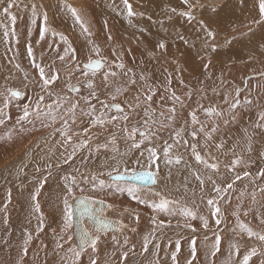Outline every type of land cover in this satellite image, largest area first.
<instances>
[{"label": "bare ground", "instance_id": "6f19581e", "mask_svg": "<svg viewBox=\"0 0 264 264\" xmlns=\"http://www.w3.org/2000/svg\"><path fill=\"white\" fill-rule=\"evenodd\" d=\"M90 1L91 0H71L70 2H68V0H0V65L3 64L5 61L9 63V70L2 78H1L2 71H1V66H0V78H1L0 83L4 81L5 83H11L12 85L25 86L29 88L32 96L30 97L27 103L29 105L38 104L44 101L43 99L45 98L47 99L48 95L51 94V93H47L45 91L46 89L43 90L44 88L36 89V87L38 86V82L41 81L39 79L40 77L39 68L36 67V65H39V67L44 68V73L50 72L52 70V68L50 69L51 67L50 61L51 60L53 61L54 56L45 51V46H47L48 48H52V51H54L55 53L58 51L59 47L66 46L70 48V51L63 52V53L64 54L70 53V55H72L74 50L77 49L75 45H80L78 56L86 57V56L92 55L93 51L96 50L95 46L97 44H99V47L101 46L100 43L102 42V40H109L111 38L119 42H124V41H126L127 43L134 42L135 46L133 49H142L141 47L138 46L140 45L146 49L143 52L148 53V55L141 54L140 56L133 57V60H124L123 64H119V65L118 63L120 61L115 60L114 58L110 57L109 55L112 56V53H108L107 50H104L100 54V56L109 57L110 59H112L114 61L113 67L115 69H120V70L132 69V73L136 77L140 76L141 74H144L147 70H151L150 74L153 75V78L150 79V82L153 83L161 91L165 89V93H164L165 98L167 99V96L170 97L166 101L173 100L175 104H182L183 101H180V99L183 97L189 98L188 95H185V93H187L186 90L188 88L191 90L195 88L199 89L200 87H206L211 90V88L216 86L215 83H217L218 81L217 78L222 77V74L224 75L226 74L227 76L228 71L230 70L231 67H233V69L237 71V72H234L232 69L234 73L233 72L232 73L230 72V73L233 76H238L240 74L243 76L245 73L256 72L264 68V58H262L261 60H258L257 62H255L254 65H252V63L248 62L247 55H243V54H242V57L238 60H236L235 58L222 59L221 57H218V62L208 60L207 57L204 55V52H206V54H210L214 52H210L208 50V46L204 45L205 42L203 41L197 42L199 45V51H202V54H199L195 50L188 48V47H184L181 50L177 48L174 54H172L173 51L170 53H166V52L158 53L156 46L161 44L165 40V37L157 36L155 34L156 27L163 29V31L167 30L169 32L170 31L175 32L177 30L176 38L178 41L182 40L183 35L186 33L184 29L187 26L203 25L204 27L205 22L199 15H194L193 18L190 21H188L187 17L185 16L182 10L178 12V15L182 17L181 19L177 20V22L176 20H169V19L155 21V20H159L165 17H170L172 19L175 16V14H174V11L170 8V6L166 8L165 13L159 19L149 18L144 14L145 12L149 15H153L158 12V9L156 6L160 7V6H165L166 4H169V3H173V4L178 3V2L181 3L179 0H143L144 6L141 8H138V10H140V13L139 14L132 13V15H129V9H127L124 6V4L120 2V0H103L99 4L101 3H104V4L99 7H97L95 4V9L98 10V11L96 10V12H99V14L102 15L105 22L102 23L99 20H95L94 28L90 30L87 29V31H85L84 29L86 28L87 19L84 16V12L89 6H93L91 4L92 2ZM191 1L192 0H190V3ZM77 2H81V3L77 4ZM105 2H109V3L107 4ZM184 2L186 3L185 0ZM9 3H12L13 7L9 8L8 10L10 14H6L4 12V9L8 7ZM42 3L45 8L43 11L41 10ZM146 3H151V4L146 5ZM33 5H35V13H36L35 17L33 16ZM259 5H260V0H233L231 3L224 4V8L228 9L226 18L229 20H225L224 18H221L217 14V18L214 21L218 23H221L223 20L227 22L229 21V23L237 22V23H240L241 27L243 26V28L247 23H249L247 21L250 19H253L255 21L259 20L260 22L264 23V17H262L260 14ZM70 9L76 10V13L80 18L79 21H77L75 16H73L72 11ZM233 10H238L241 12L248 11L249 15H240V12H237L236 13L237 18L235 20L229 16L230 15L229 11H233ZM206 11H209V9H206ZM11 15H14L16 17V21L14 25L11 21ZM45 16L47 17L46 20H45ZM33 19H35L36 21L35 23L32 22ZM108 21H111V23H108ZM104 24H109L107 26V31H103L102 29L96 27V26L104 25ZM50 25L55 29L57 34L53 33L50 30ZM42 28L45 29L43 39H41L40 37V32ZM6 30L8 31L7 37L4 35ZM253 30L252 31L250 30L252 39L254 37L264 38V24L260 25L259 27L257 26V29L255 28V30L254 31ZM13 31L15 33L14 35H13ZM69 34L71 36H68ZM218 37L221 39H225L223 36H218ZM135 39L137 43L134 41ZM168 40L170 42L169 47L171 48L173 46V41L170 38H168ZM22 42L25 43V45L20 47V43ZM214 42L220 43V41H214ZM90 46L92 47L88 49V47ZM29 47H31L32 49L31 56H29L28 54ZM224 47L225 46L223 45V48ZM257 49L264 51V46L258 47ZM215 52L217 53V51ZM253 52L249 54V57L253 54ZM157 54L159 55L157 56ZM150 58L159 59V60H157L154 68H143L141 64L142 60L140 59H150ZM220 61L221 63L219 64ZM229 61H231L232 63H229L227 65V62ZM102 67L103 66H101V68ZM34 69L38 71V74H39L38 77H35L36 75L32 73ZM143 69H145L146 71H144ZM120 70L116 71L117 75L124 74V72ZM107 74H108V77L106 76ZM73 75H69V77L73 78ZM97 80L102 85L100 88H98V91L103 90L108 96H111V94L116 95L118 91L124 88V85L118 79H116L114 83H112V74L110 73H105L104 75L101 74L99 77H97ZM100 80L101 81L104 80V84L101 83ZM86 83L89 85L91 84V82L90 83L86 82ZM13 90L20 91L17 89H13ZM76 90H78L77 86H76ZM38 91H40V94ZM98 91L92 94V95H96V96H93V100L86 99L89 104L91 102L96 101L98 97H100L98 95ZM39 95H41V97L43 98L42 101H37ZM21 96H23V92ZM194 99L195 100L189 99L190 100L189 104L183 108V111L179 112L176 118L174 119L172 118L173 119L172 121L169 120L171 124H174L177 127H175L174 129L173 128L163 129V128H160L161 126L158 127L157 125L156 126L148 125L149 130H147V128H143L146 130V135H144L142 139L134 138L135 142L133 143L126 142L127 139L124 140V142L121 141V143L120 144L118 143L119 145L116 146V149L113 148L114 151L116 150V153L113 155H105L103 154V151H102V154L97 155L94 151V147L92 149H88V147L86 148L83 147V150L80 153H77V150H70V152L63 155L62 152L58 148L59 144L60 146L61 144L62 145L65 144L66 146L69 145L68 148H74V146L76 145L75 140L77 139V136L72 135L71 137L67 138L65 126L61 130H59L57 134L51 133L52 134L51 135L49 133L51 135L49 139L47 138L46 140H43L38 147L34 148V150L30 148L33 150L32 151L33 154L31 153L32 158H30L31 160L29 159L30 161H28V164L30 163L28 168L29 169L31 168L33 172L34 171L37 172L36 170L39 167H42L44 171L41 173L44 175L45 174L47 175L45 177L43 175L42 179L41 178L39 179L41 180L40 183H39V180H35L34 183H31V184L27 182L24 183V180H26V176H25V173L23 172V169L21 168V164L19 162L18 163L15 162L17 158L11 161L10 163H12L13 165L12 164L9 165L10 164L9 163L8 166L5 167L6 169H3L0 172V264H22L23 262L20 258V255L21 257H24L23 258L24 262H27V264H53V262H55V264H59L58 256L55 258V261H54L53 260L54 256L52 255V253L47 254L46 252H44V249L42 247L44 246L45 241L48 239L47 235H49L48 237L52 236L51 239H53L54 247H57V244H58L54 240V237H57V239L59 240V236L62 235L66 237L67 239H69L73 235V228H74L73 224H72L71 229L64 228L63 221H64L65 206H64L63 201L61 202L60 199L63 196L69 198V193L67 191L68 188L72 189V193H76L75 188L78 185L84 184V183L93 184L94 186L101 189L102 191L107 192L103 190V188H100L99 182L102 179L103 180L108 179L110 177L108 175L109 172H112V175L119 174V173L132 174L133 171H136V172L142 171V170L151 171L152 170L151 168H153L154 166L156 167V165H159L160 174H158L157 171L152 170L156 173L155 183L152 185H148V186L156 187L158 185V187L160 188L162 186H166L167 188H169V190H171L170 195L173 196L174 198L177 197L182 202L183 205L185 206L192 205V207L195 205V206H198V208L201 211H204L202 210V208H203L204 203H207L206 198L209 195L210 196L212 195L213 197H218L222 195L223 194L222 192H224V188H226L225 186L227 184L226 183L227 180L225 179L230 178L235 168L236 169L238 168V167H234V163L231 164L234 161L233 160L234 157L240 159L239 154L242 153L250 161L251 160L257 161L258 165L262 163V158L264 156V153H258V152L264 149V141L262 142V138L258 137V141L256 142L254 141L255 142L254 143L251 138H248L245 136L247 135L245 133H243L242 138L239 137V134H236L237 132H239L238 127L233 128V127H230L229 125L224 124V126L226 127L224 131L225 130L226 131L223 132L221 135L219 134V137L217 136L218 137L217 139L213 137L214 141H212V136H215V135L206 134L207 140L203 141V133H201L200 130L197 129L199 126L196 125L198 123V120L196 119L197 123L193 122V115L190 116L192 114L190 112V109H192V107L196 104L197 100H198L197 103L199 102L217 103L223 100V98L221 95L209 94L207 91V92H200V93L198 92L197 94H195ZM183 100L185 101V99ZM114 105H119V109H117L116 107H113ZM205 106H211V105L202 106L199 110V113L204 114L202 113L201 109ZM110 107L115 110H122L124 111V113L128 112V108H126V106L122 104L120 105V104L114 103V104H110ZM213 109L215 110V108ZM129 112L132 113V111H129ZM35 113L38 114V116L42 117V115L39 114L38 112H35ZM48 114H51V112H48ZM140 114H141V111L138 110V112H135L133 116L137 118V116H139ZM205 115H203V117ZM96 118L98 117L97 116L93 117V119H96ZM219 118L223 120L224 116H219ZM219 118L218 116H216V118L215 119L213 118L214 120L211 121L212 123L208 125L214 126L217 129L220 128L221 127L220 122L218 121ZM79 119H81V117ZM91 119L90 121H87V124L85 126L91 125L92 123ZM143 120L144 121L146 120L145 117L139 122L134 123L135 121L132 122V120H130V122L133 125L138 126L143 122ZM207 120H209V118ZM78 121L79 120L68 121L67 129L75 130V128L81 127L82 123ZM81 121L83 122V119H81ZM29 123H30L29 126H25V129L28 131H24V132H30L32 130L31 125H34V124H36V127L32 126L34 127L33 130L34 129L38 130V129H41L42 127L40 123H38L39 125H37L36 122L35 123L29 122ZM137 126L135 127L138 128ZM159 130L160 132H158ZM52 131H54V129ZM215 131L217 132V130ZM253 131L255 132L256 129L254 128ZM214 132L212 134H215ZM217 133L216 135H218ZM19 135H21V133ZM245 138L249 139L250 143L248 141H245ZM236 140L238 141V143H241L242 149L236 148V146H238V144L236 145ZM20 144H23V142L17 143V145H15L13 149L11 148V152L13 150H14L13 152H15L17 150L16 147H19ZM134 144H139V147H134L133 146ZM258 146L260 147V149L256 148ZM251 148H254V150H251ZM30 149L27 152H24V150L23 151L21 150L22 152L20 153V155L25 154V158L30 157V151H31ZM149 149H154L157 154L155 160L151 162L149 160V156H150ZM165 149H167V156L165 155ZM19 151L20 150L16 151V153ZM203 152H204V155H203ZM197 153L201 156L203 161H205L204 159L207 160L205 161L206 163L199 162L196 160ZM15 156H13V158H15ZM177 157L180 158V163L175 162ZM19 159H20V156H19ZM86 159H89L90 162L87 164V166L84 165L85 167L83 171L81 170V172H79L81 168H78L77 171H70L68 169L63 168V167H68V166H74L77 163H80ZM243 159L245 158L243 157ZM23 161H24V164H26L25 160ZM169 161H171V163H169ZM4 162L5 161L2 162L0 160V164ZM62 162H64L65 164V166L63 167H62ZM19 164L20 166H18ZM212 164H215L216 168L210 167V165ZM230 167L233 169H229ZM60 168L61 169L63 168V169L60 170ZM34 175L35 173L33 174V176ZM33 176L31 177L33 178ZM82 178H83V181L79 182L82 180ZM17 179H19L20 182L16 183ZM90 180H92L93 182ZM160 180H162L161 181L162 183L160 182ZM262 181H264V179ZM77 182L79 183L77 184ZM120 182H123V183L125 182L126 184H117L115 186H112L113 187L112 190L116 192L124 193L125 188L128 187V185L131 186L130 184H127L128 182L135 183V182L128 181V180L120 181ZM238 182H237V185H238ZM108 184H106V186ZM135 184H138V183H135ZM138 185H141V184H138ZM256 186H258V184ZM44 187H46L45 190H43ZM141 187H147V185H141ZM239 187L241 188V186ZM215 188L220 189V191H215ZM37 189H39V195L37 196L36 200H33L32 196L36 194ZM234 190H236V188ZM247 190H249V188ZM257 190H258V187H257ZM239 191H241V189ZM83 192H86V193H82L81 196H78L76 198L94 197V198H97V199H100L106 202L107 207L105 209L96 210L95 215L102 217L103 219L113 220L114 222L117 223V230L113 232L111 231H108V232L116 233L118 235L117 237L119 238L118 241L122 242V246L126 245L125 244L126 239L131 240V242L135 241L134 244L130 246L128 249H122L123 256H121V254H117L115 251H113L112 249L113 247H111L112 250L109 249L110 245H112L113 242L111 244H109L108 242L112 241V239L105 238L101 240V243H98L97 244L98 246H96L95 249L89 250L87 252L89 257H91L87 259H92L93 257L96 258L95 264H100V263L101 264L102 263L111 264V263L123 262L124 261L123 259L125 258L126 254L129 255V253L135 252V251H138L140 253L143 250L144 244L141 243L142 239L145 238L144 240L146 239L148 240L150 237H153V240L157 242V241H161L164 237H167L170 239V237H175V235L177 234V231L175 233L173 232V229H172L173 226H170L167 222L160 221L161 217L158 215L157 211H152L153 213L146 212V214L144 215L145 217L144 222L149 226H143L142 228H140L138 233L133 234V237L131 238L132 233L129 231V228H127V226L129 225L128 220H131V218L125 216L126 214L125 208H123V205L121 203L112 202V201L100 198L97 195H95L96 192L91 191V190L83 189ZM138 192L144 193L145 191L139 188ZM149 192L150 191L148 190V192L146 193H149ZM151 192H156V191H151ZM91 194H94V195H91ZM167 194L169 193L161 192V195H164V196H161V201L166 199L165 197H167ZM5 195H7V198H12L13 201L11 202L9 199L5 198L4 197ZM74 200L69 198V204H71L72 210H73ZM5 202L7 204H5ZM37 203L39 204V209L42 207V210L45 212H43L42 217L39 218V221L41 223H38L37 221H35V223L37 224L36 226L34 223H31L30 213H34L32 212L33 211L32 209H34V211L36 210L35 205ZM4 204L6 206L9 205V207L7 206L8 208L6 209ZM110 205L111 207H109ZM227 205H229V203H227ZM231 209L232 208H227L228 211H225L226 216L224 217V220L226 222V226H224L223 230H221L220 232L218 231L217 235L206 237L205 234L203 235V233H197L196 232L197 230H196L195 233L197 237H192L190 240L188 238V240L183 242L182 244L181 242L178 243L179 250L180 252H182V255L179 256V260L182 261L181 264H187L188 259H191L190 256H189L190 258L188 257V253L190 252H187V251L189 250V248L193 249V247L195 248V251L198 252L197 253L198 258L196 257L197 258L196 264H205V263L207 264L208 263L207 261L210 260V257L206 256V254L203 251L207 248H210L211 250H215L217 252V255H216V252L214 251L216 258L214 259V257L212 256L213 260L211 263L239 264L237 260L243 258L246 254L243 252H241L240 254H238L239 252H236V253L230 252V250L232 249L231 246H233L232 245L233 242L236 243L238 241V240L234 241L235 237H237L235 236L236 234L234 235L235 237H232L234 234L235 228H236V224L235 222H232V220H234L232 216L233 214H235V212L233 211V209L231 212ZM188 210H190V207ZM177 213L178 212L175 211L174 206L171 203L168 204V211L162 212L163 217H168L170 219L179 218L182 221H186L187 223H192V224L195 221V218H193L192 216H188V218H185V215L182 214L179 216ZM117 216L128 221L127 224L123 226V222H122L123 220L121 221V219L117 218ZM137 216L139 220L143 219V216L141 213H137ZM236 218L237 216H235V219ZM255 219L257 220L258 218H254V220ZM205 220L207 221V227H210V228L217 227L219 224L217 223L218 218H216V216L214 219H212V216L211 217L205 216L204 220L202 221L203 223L201 224V226H205L204 225ZM51 221H53L54 224L52 225L50 224V225L53 226L54 229L56 228L55 231L59 230V232L61 233L59 232L55 233V231L53 230L52 233H47L46 236L45 234L42 235V233L39 231L40 229H43V228H40V227H44L48 222H51ZM72 223H73V218H72ZM150 224L157 230L152 231L151 230L152 226ZM180 225L182 224H179L177 227H180L182 229H188V230H190L191 228L189 226L184 227ZM196 225H198V222L196 223ZM60 227L62 228L61 231H60ZM92 227H93L92 221L88 217H84L83 218V228L87 229L93 237L99 236V240H100L101 238H103L102 235H105L107 233L104 231L95 232L93 231ZM29 228L30 229L32 228L33 230L36 231V232L34 231L36 238L31 237L29 239V237L17 236L15 234V233H21L24 231H29ZM165 228L166 229L168 228L167 235H166L167 232L164 231ZM218 228H220V226ZM69 230H72V235L71 233H69ZM210 233L211 231H209L208 234L206 235H209ZM21 237L23 238L24 246L18 250H25L24 252L16 250L18 240ZM217 238H219V245H217L216 243ZM72 239L74 241L73 243L75 244V246H77L74 236ZM155 242L152 241L151 243L152 246L150 244L151 248H155L154 247ZM162 243H163V247L161 248V250H163V253L161 256L159 255V257L162 258L160 259L161 264H177L170 259V252L176 253L177 245L174 247L172 246L173 242L171 243L172 244L171 245L170 243H168V241L166 242L164 241ZM202 245L205 247V249H203ZM38 246H39V249H37V252L34 254V260L36 262L35 261L31 262L32 259L28 258L27 253L29 254L32 253L33 249ZM236 247H240V246L237 245ZM72 249H70V245H68V251L72 253L71 254L72 260L70 257H68L72 261L70 262L69 260L70 264H92V262L90 261H89L90 263H86L85 257L84 258L75 257V255L72 252ZM172 249L174 250L176 249V251H172ZM81 250H84V249H81ZM157 250L159 249L157 248ZM117 252L119 253V251ZM161 252L162 251H160V253ZM100 259L101 261L99 262ZM134 260L137 261L139 259L134 258ZM153 261L155 260H153L152 254H148L145 256V261L143 263L153 264L152 263ZM123 264H125V262Z\"/></svg>", "mask_w": 264, "mask_h": 264}, {"label": "rangeland", "instance_id": "374dc122", "mask_svg": "<svg viewBox=\"0 0 264 264\" xmlns=\"http://www.w3.org/2000/svg\"><path fill=\"white\" fill-rule=\"evenodd\" d=\"M70 1L71 0H68V2H70ZM101 1H103V0H91L90 2H92L91 4L93 6H89L86 9V11L84 12V16L87 19L86 29H88V30L94 28V26H95L94 21L95 20H99L102 23L105 22L102 15L99 14V12H96L97 9H95V4L97 7L104 4V3L99 4ZM179 1L181 3H179V2L175 3V4L169 3V4H166L165 6H160V7L156 6L158 9V12L153 14V15H149L145 12H144V14L149 18L159 19L165 13L166 8L168 6H170V8L174 11L175 16L172 19L170 17H165V18L155 20V21H160L163 19H169V20H176V22H177V20L181 19V17H182V16L178 15V12L180 10H182L184 12L185 16L187 17L188 21H190L194 15H199L205 22L204 27H203V25L187 26L184 29V31L186 33L183 35V38L180 41H178L176 38L177 37V30L175 32L174 31L169 32L167 30L163 31V29L156 27L155 34L157 36H164L165 37V40L161 43L164 45V47L161 48L160 47L161 44L156 46L158 53H164V52L170 53L173 51L172 54H174L176 52L177 48H179L181 50L184 47H188V48L195 50L199 54H202V51H199V45L197 42L203 41V42H205L204 45L208 46V50L210 52H214V53H210V54H206V52H204V55L207 57L208 60H211L214 62H218V57H221L222 59L235 58L236 60H238L242 57V54H243V55H247L248 62H250V63H252V65H254L255 62L264 58V51L257 49L258 47L264 46V38L254 37L252 39V35H251V31L253 30L254 27L257 29V26L259 27L260 25H262L264 23L260 22L259 20L255 21L253 19H250L247 21L249 23H247L243 28V26L241 27L240 23H237V22L229 23V21L227 22V21L223 20L221 23H218V22L214 21L217 18V14L221 18H224L225 20H229L226 18V14H227L228 9L224 8V4L225 3H231L233 0H192L191 3H190V0H188V1L185 0L186 3L184 2V0H179ZM120 2L123 3L127 9H129V6H131L132 13H138L139 14L140 10H138V8H141L144 6L143 0H127V4L125 3V0H120ZM80 3L81 2H77V4H80ZM105 3L108 4L109 2H105ZM148 4H151V3H146V5H148ZM44 9L45 8H44V5L42 3L41 10L43 11ZM206 9H209V11H206ZM229 12H230L229 16L235 20L237 18V15H236L237 12H240V15H249L248 11L241 12L238 10H233V11H229ZM108 23H111V21H108ZM108 25L109 24H104V25H99L96 27L102 29L103 31H107ZM51 27L52 26L50 25V30L53 33L57 34L55 29L53 27L51 29ZM255 28H254V30H255ZM209 33H212V35H209ZM216 35L223 36L225 39H221ZM68 36H71V35L69 34ZM168 38L172 39V41H173V46L171 48L169 47L170 42H169ZM134 41L137 43L136 39ZM214 41H220V43H217ZM229 42H230V44H229ZM100 44H101L100 47H99V44H97L95 46L96 50L93 51L91 56H86V57L78 56L80 45H75V47H77V49L74 50L72 55H70V53L69 54L63 53V52H69L70 51V48H68L66 46H62V47L58 46L59 49L56 53L54 51H52V48H48L47 46H45V51L54 56L53 61L52 60L50 61V63H51L50 69L52 68V70L50 72L45 73V78L50 79L52 76H56L57 79L55 81H53L52 83H50L45 88L43 86V82H42L43 80L41 79V77H39V79L41 81L38 82V86L36 87V89H39V88L43 89L44 88L43 90L46 89L45 91L47 93H51V94L48 95L47 99L46 98L43 99L41 97V95H39L37 101H42V99L44 101H42L38 104H33L34 106L29 105L27 103L28 100L30 99V97L32 96L29 88H27L25 86L12 85L11 83H5L4 81H2V83H0V121H3L2 123H0V160L2 162L5 161L4 163L0 164V172L3 169H6L5 167H7L11 161H13L14 159L17 158L15 162L16 163L19 162L21 164V168L23 169V172L25 173V176H26V180H24V183L27 182V183L31 184V183H34L35 180H39L40 178L42 179V177L44 175L41 173L44 171V169L42 167H39L36 170L37 172H35V171L33 172L31 170V168L30 169L28 168L30 165V163L28 164V161L31 160L30 158H32V154H33L32 151L34 150V148L38 147L43 140H46L47 138L49 139L52 134H57L58 131L61 130L64 126L66 128V137L69 138L72 135H76L77 139L75 140L76 145L74 146V148H68L69 145L66 146L65 144H63V145L61 144V146H60V144H59L58 148L62 152L63 155L70 152V150H77V153H80L83 150V147H85V148L88 147V149H92L94 147V151L97 155L102 154V151H103V154H105V155H113L116 153V150L114 151L113 148L116 149V146H118L121 143V141L124 142V140L127 139L126 142L133 143V142H135V139H139V138L142 139L144 137V135H146V130L143 128H147V130H149L148 125L149 126H156L157 125L158 127L161 126L160 128H163V129H165V128L166 129L167 128H169V129L173 128L174 129L175 127H177L176 125L171 124L169 122V120L172 121L174 118H176V116L179 112L183 111V108L189 104V101H190L189 99L195 100L194 99L195 94H197L198 92L200 93V92H207L208 91L209 94L221 95L223 98V100H221L217 103H215V102H199V103H197L198 102V100H197L196 104L192 107V109H190V112L192 113L190 116H192L193 114L196 115V119L198 120V123L196 122L197 123L196 125L199 126L197 129L200 130L201 133H203V141L207 140L206 134L215 135V136H212V141H214L213 140L214 138L217 139L219 137V134L221 135L223 132L226 131V130L224 131V129H226L224 124L225 125L229 124V126L233 127V128L238 127V130L240 133L237 132L236 134H239V137H241V138H242L243 133H245V134H247L245 136L248 138H251L253 140V142L258 141V137L262 138V142L264 141V84H263L264 83V68L262 70H259L256 72L245 73L243 76L241 74L238 76H233V75H231V73L233 71L234 72H237V71H235V69H233V67H231L230 70L228 71L227 76H226V74L225 75L222 74V77L217 78L218 81H217V83H215L216 86L211 88V90L209 88H206V87H200L199 89L195 88V89H191V90L188 88L186 90L187 93H185V95H188L189 98L183 97L180 99V101H183L182 104H175L173 100L166 101L170 97L167 96V99L165 98V96H164L165 89H163V91H161L153 83L150 82V79L153 78V75L150 74L151 70L146 71L145 69H143L146 72L144 74H141L140 76L136 77L133 75L132 69H123V70L115 69L113 67L114 61L112 59H110L109 57L100 56V54L104 50H107L108 53H112V56L109 55L110 57L114 58L115 60L120 61L118 63V65H119V64H123L124 60H133V57L140 56L141 54L142 55H148V53L143 52L144 50H146L144 47L137 44L142 49H133L135 46L134 42H132V43H127L126 41L119 42L113 38H111L109 40H102V42ZM24 45H25V43H23V42L20 43V47H22ZM223 45L225 46L224 48H223ZM227 45H229V46H227ZM55 46H57V45H55ZM91 47L92 46L88 47V49ZM255 49H257V50H255ZM215 51H217V53ZM252 52H253V54L249 57V54ZM158 55L159 54H157V56ZM61 57H63V59H61ZM162 58H164V57H162ZM93 59L102 60L104 62L102 65L103 67L100 69H97V70H91V69L85 67V62L88 63ZM81 60H83V61H81ZM140 60H142L141 64H142L143 68H154L157 60H159V59L150 58V59H140ZM220 63H221V61L219 62V64ZM229 63H232V62L231 61L227 62V65ZM3 64H4V66H3ZM3 64L0 65L1 71H2L1 78L9 70V63L5 61ZM232 69H233V71H232ZM117 70L124 72V74L117 75L116 74ZM239 72H240V70H239ZM32 73L36 75L35 77L39 76L38 71L36 69H34V71ZM105 73L112 74V83H114V81L116 79H118L124 85V88H122L120 91H118L116 93V95L111 94V96H108L103 90L98 91V88H100L102 85L97 80V77H99L101 74L104 75ZM69 75H73V78H70ZM106 76L108 77V74ZM86 82H91V84L89 85ZM100 82L104 84V80H102V81L100 80ZM60 83H61V85H60ZM93 83H94V85H93ZM76 86L78 87V90H76ZM74 87H75V89H74ZM11 89H17V90L22 91L23 96H21V97L11 96V93L9 92V90H11ZM97 91H98V95L100 97H98V99L96 101L91 102L89 104L86 99L93 100V96H96V95H92V94L97 92ZM38 92L40 94V91H38ZM237 92H239L238 95H237ZM157 94H159V95H157ZM162 94H163V96H162ZM201 94H203V93H201ZM50 95H51V97H50ZM148 97H151V99H148ZM39 98H40V100H39ZM183 99H185V101ZM236 99H239L240 103L235 106L236 108L231 107L232 102L235 101ZM149 102H151V103H149ZM261 102H262V104H261ZM114 103L120 104V105L121 104L125 105L126 108H128V112L124 113V111H122V110H115V109L111 108L110 104H114ZM37 105H38V107H37ZM204 105H211L212 108H215V110H214L215 113L211 114V115H205V114L199 113L200 108ZM48 107H49V109H48ZM104 107L106 108V110ZM206 107H208V106H206ZM25 109H27L30 112L26 120L21 119L24 116ZM53 110H54V112H53ZM138 110L141 111V114L139 115L140 117L137 116V118H136L133 116V114H135V112H138ZM129 111H132V113H130ZM35 112H38L39 114H41L43 118L41 116H38V114H36ZM48 112H51V114H48ZM144 112H146V113H144ZM198 114H200V115H198ZM203 115H205L204 116L205 118L203 117ZM96 116L98 118L93 119V117H96ZM216 116H218V118H219V116H224L223 120H221L220 118L218 120L220 122V126H221L218 129L214 126L208 125V124L212 123L211 121L214 120L216 118ZM80 117H81V119H83V122L81 121V119H79ZM144 117L146 120L145 121L143 120V122L138 126L133 125L130 122V120H132V122L135 121L134 123L139 122L140 120L144 119ZM153 117H154V119H153ZM148 118H150V119H148ZM208 118H209V120H207ZM90 119L92 122L91 125L85 126L87 124V121H90ZM73 120L74 121L79 120L80 123H82L81 127L75 128V130L67 129V126H68L67 122L73 121ZM152 120H153V122H152ZM187 120H188V118H187ZM97 121H101V122H97ZM29 122H31V123L36 122L37 125H39L38 123H40L42 127H41V129H38V130L34 129L33 130L34 127H32V126L36 127V124H34V125H31L32 130L30 132H24V131H28L25 129V126H29V124H30ZM43 122H44V124H43ZM146 122H148V123H146ZM202 123H203V125H202ZM122 124H124V125H122ZM135 126H137L139 129L136 128ZM254 128L256 129V131H255L256 133L253 131ZM53 129H54V131H52ZM133 129H135V131H136L135 135L129 136L133 132ZM215 130H217L218 133ZM144 131H145V133H144ZM207 131H208V133H207ZM210 131H211V133H210ZM212 131L213 132L215 131L214 132L215 134H212L213 133ZM252 131H253V133H252ZM158 132H160V130ZM247 132L250 134H248ZM20 133H21V135H19ZM49 133L50 134L52 133V134L50 135ZM142 133H144V134H142ZM216 133L218 135H216ZM28 134H30V135H28ZM42 134H44V135H42ZM37 138H39V139H37ZM24 139H26V140H24ZM29 139H31V140H29ZM245 141L249 142V139L245 138ZM21 142H23L24 145L20 144L19 147H16L17 148L16 151H18V150H20V151L16 153V151L13 152L14 151L13 150L11 152V148L13 149V147L15 145H17V143H21ZM237 144H238V146H236V148L242 149L241 143H238V141L236 140V145ZM25 148H27V149L32 148L33 149V150L30 149L31 150L30 151V157L26 156L28 159L25 158V154L20 155V153L23 150H24V152H27L29 150V149L27 150ZM256 148L260 149L259 146ZM251 150H254V148H251ZM238 153H240V152H238ZM258 153H264V149L262 151H259ZM203 155H204V152H203ZM239 155H240L239 156L240 159L234 157V159H233L234 161L231 163V164H233L234 162L238 161V163H234V167H238L239 169L235 168L234 172H232V176L228 179H225V180H227L226 181L227 184L225 186L226 188H224V192H222L223 193L222 195H220L218 197H213L212 195L211 196L209 195L206 198L207 203H208V200H210V199H212V201L214 203H213V205H210V207H209V204L204 203L203 208H202V210H204V211H201L198 208V206H195V205L193 207H192V205H190V206L183 205L182 202L177 197L174 198L173 196L170 195L171 190H169V188H167L166 186H162L161 188L158 187V185L156 187H152V186L141 187V185L128 182L127 184H130V185H138L139 188L144 190L145 192L144 193L136 192L135 198H133V195H130L129 192L127 191V188L129 187V185H128V187L125 188L124 193L123 192H116V191L112 190V188H113L112 186H115L117 184H126V183L125 182L123 183L120 181L114 183V181L111 179V177H109L106 180L102 179L104 182L106 181L105 187H103V190H105L107 192L102 191L101 189L97 188L93 184L84 183V184L78 185L75 188L76 193H71V195H69V198L74 200V198L81 196L82 193H86V192H83V189H84V190H91V191L96 192L95 195H97L100 198H103V199H106V200H109L112 202L113 201L114 202H116V201L120 202L123 205V208H125V212H126L125 216L131 218V220H128L129 225L127 226V228H129V231L132 233L131 238L133 237V234L138 233L140 228H142L143 226H149L144 222L145 221L144 215L146 214V212L153 213L152 211L158 212V215L161 217L160 221L167 222L170 226H173L172 229H173L174 233L177 231V234L175 235V237H170V239L167 237H164L161 241H157V242H155V240H153V237H150L147 240V248L146 249H145V241L146 240H144L145 239L144 238L141 240V243L144 244V248L142 250L144 254L142 253V251L140 253L138 251L131 252V253H129V255L128 254L125 255L123 262L111 263V264H123L124 262H125V264H138V263L144 264L143 262L145 261V256L148 254H152V256H153V260H155L152 262L153 264H161L160 259H162V258H160L159 255L161 256L163 253V250H161V248L163 247L162 242L168 241V243H170V244L173 242L172 243L173 245L172 244L171 245L175 247L177 245V243L181 242V244H182L183 242L187 241L188 238L190 240L192 237H197V235L195 233L196 230H197L196 231L197 233H203V235L205 234L206 237H211L213 235H217L218 231L220 232L221 230H223L224 226H226V222L224 220V217L226 216L225 211H228L227 208H232L233 211L235 212V214H233V216H232L234 218V220H232V222H235L236 228H235V231H234V234L232 237L237 236V237H235L234 241L238 240L236 243L233 242V244H232L233 246H231L232 249L230 250V252L231 253L239 252L238 254L243 252L246 255H248L254 249L255 254L250 256L248 264H264V240L260 239L261 236H264V191H263L264 190V188H263L264 187V181H262L264 179V175H261V172H264V164H263L264 163V156L262 158V163H260L258 165L257 161H254V160L250 161L242 153ZM13 156H15V158H13ZM19 156H20V159H19ZM7 157H9V158H7ZM243 157L246 160L243 159ZM26 159H27V161H26ZM23 160H25L26 164H24ZM204 160L207 161L206 159H204ZM89 162H90V160L86 159L80 163H77L74 166H68V167H63V166H65V164H64V162H62V167L65 169H68L70 171H77L78 168H81L79 170V172H81V170L83 171V169L85 167L84 165L87 166V164ZM256 162H257V164H256ZM11 164L12 163H10L9 165H11ZM20 164L18 166H20ZM261 164H263V165H261ZM231 167L229 169H233ZM62 169L60 168V170H62ZM151 169L154 171H157V173L160 174V171H159L160 166L159 165H156V167L154 166ZM60 170H59V172H60ZM154 171H152V172L154 174H156ZM34 173H35V175L33 176ZM245 173H247V175H245ZM31 176H33V178ZM45 176H47V175L45 174L44 177ZM237 177H239V179H237ZM40 181L41 180H39V183H40ZM82 181H83V178L79 182H82ZM90 181H92V180H90ZM161 181L162 180H160V182ZM18 182H20L19 179H17L16 183H18ZM79 182H77V184ZM237 182H238V185H237ZM244 182L245 183L247 182V183L245 184ZM106 184H108L107 185L108 188H107ZM228 184L231 185V187H229ZM257 184H258V186H256ZM239 186H241V188ZM257 187H258V190L260 191V193L257 190ZM235 188H236V190H234ZM238 188H239V190L241 189V191H239ZM248 188H249L250 192H249V190H247ZM45 189H46V187L43 188V190H45ZM148 190L150 192L151 191H156V192L146 193V192H148ZM215 191H217L216 188H215ZM161 192L169 193V194H167L168 198L167 197H165V198L167 199V201H169V203H171L174 206V209L176 212H178L177 214L179 216L183 214L181 212H183L185 209H189V207H190V210L193 213L195 212L194 213L195 214V221L193 222V224L187 223L186 221H182L179 218L170 219L168 217H163L162 212H165V211H160L159 209L152 207L151 205L159 204L161 202L160 196H164V195H160ZM230 194H232V195H230ZM237 194L239 195V197ZM91 195H94V194H91ZM4 197L7 198V195H5ZM244 197L245 198L247 197V198L245 199ZM64 198H65V196H63L60 199V201L61 202L63 201V203H64ZM69 198H68V201H69ZM7 199H9L11 202L13 201L12 198H7ZM227 203H229V205H227ZM5 204H7V203L5 202ZM5 204H4V206L7 209L9 207V205H7L8 206L7 207ZM176 205H177V207H176ZM234 206H235V208H234ZM216 208H219L220 211L218 213H216V215H213L212 213H214L216 211ZM232 209H231V212H232ZM32 210H33L32 212H34V213H30L31 214L30 220H31V223H34L37 226L35 221H37L38 223H41L39 221V218L42 217V214L45 211L42 210V207L39 209V211H36V210L34 211V209H32ZM260 212H262V213H260ZM35 213L37 216L35 215ZM137 213L142 214V216H143L142 220H139ZM252 213H253V215H252ZM175 215H176V213H175ZM205 216H209V217L212 216V219H214L216 216V218H218V220H219L218 226L217 227H211V228L201 226V224L203 223L202 221L204 220ZM235 216H237L236 219H235ZM201 217H203V219H201ZM117 218L121 219V221L123 220L122 221L123 226L125 224H127V222H128L121 217L117 216ZM185 218H188V216L187 217L185 216ZM254 218H258L259 220L258 219L254 220ZM197 219H198V221H197ZM251 219H252V221H251ZM241 221H243V222H241ZM197 222H198V225H196ZM50 224L52 225V224H54V222L53 221L48 222L44 226L45 228L40 227L43 229H40L39 232H41L42 235L45 234V236H46L47 233H52L53 230L55 231L56 228L54 229L53 226H51ZM179 224H182L180 226H184V227L189 226L192 228V230H191V228H190V230H188V229H182L180 227H177ZM199 224H200V226H199ZM219 226H220V228H218ZM247 228H248V230H247ZM69 229H71V228H69ZM61 230H62V228L60 227V231ZM151 230L155 231L157 229H155L152 226ZM249 230L252 233L251 235L249 234ZM34 231L35 230H33L32 228L31 229L29 228V231H24V232L15 233V234L17 236H26V237L36 238V236H35L36 231L35 232ZM164 231L167 232L168 228L167 229L165 228ZM209 231H211V233L209 235H206V234H208ZM58 232H59V230L55 231V233H58ZM59 233H61V232H59ZM69 233H71V235H72V230H69ZM119 233H121V232H119ZM167 234H168V232L166 233V235ZM48 236L49 235H47L48 239L45 241L44 246L42 248L44 249V252H46L47 254L52 253V255L54 256L53 257L54 261H55V258L58 256L59 262L57 260L56 261L59 264H63V263L68 264L69 263L70 259L68 257L71 258L72 253L68 251V245H70V249L73 248L72 252L74 255L76 252L80 253L78 258H82V257L84 258V256H85L86 263H90V262H93L96 260V258H94V257L92 259H87V258H91V257H89L87 252L89 250H92L93 249L92 247H88L87 249L80 251V249L77 246H75V244L73 243L74 241L72 239L73 235L69 239H67L66 237H64L62 235L59 236V240L57 239V237H54V240L59 244V245L57 244V247L53 246V239H51L52 236H50V237H48ZM102 236H103V238H101L97 242V244L101 243V240H103L105 238H110V239H112V241H109L108 243L109 244H111L112 242L113 243H112V245H110L109 249H111V247H113L112 248L113 251H115L117 254H121V256H123L122 249H128L135 242V241L131 242V240L126 239L125 240L126 245L122 246V242L118 241L119 238L117 237L118 235L116 233L107 232L105 235H102ZM115 238H117V239H115ZM39 241H40V239H39ZM152 241L155 242V246H154L155 248H151ZM22 244H23V238L21 237L18 240L16 250L23 247L24 244L23 245ZM97 244H96V246H98ZM150 244H151V246H150ZM237 245H239L240 247H236ZM202 247H203V249H205V247L203 245H202ZM157 248L159 250H157ZM27 249H26V251H27ZM37 249H39V246L34 248L32 253H30V254L27 253L28 258L32 259L31 262L35 261L34 260V254L37 252ZM114 249H116V250H114ZM209 250H211V249L207 248L203 251L206 254V256L210 257V260L207 262L209 264H214V263H211L213 260L212 256L215 259L217 252L215 250H211V251H209ZM18 251L24 252L25 250H18ZM117 251H119V253ZM160 251H162V252L160 253ZM172 251H176V249L175 250L172 249ZM214 251L216 252V255L214 254ZM187 252H190V253H188V257L189 256L191 257V259H188L187 264H189V262H191V264H194V263L196 264V260L198 258L197 257L198 252L195 251V257L191 253L192 249L189 248V250ZM210 252H211V254H210ZM137 253H138V255H137ZM173 253H175V252H172V253L170 252V259L177 264H181L182 261L179 260V256L182 255V252H180V250H179V252L176 251L175 254H176V259L178 257L177 260L176 259L173 260ZM178 253H180V254H178ZM212 254H214V255H212ZM75 257H77V256L75 255ZM20 258L23 262L22 264H27V262H24V259H23L24 257H21V255H20ZM134 258L139 259V260L135 261ZM154 258H156V259H154ZM243 258L238 259L237 262H239V264H243ZM71 260H72V258H71ZM71 260H70V262H72ZM100 261H101V259L99 260V262ZM53 264H55V262H53ZM102 264H110V263H102Z\"/></svg>", "mask_w": 264, "mask_h": 264}, {"label": "snow or ice", "instance_id": "6c2138e0", "mask_svg": "<svg viewBox=\"0 0 264 264\" xmlns=\"http://www.w3.org/2000/svg\"><path fill=\"white\" fill-rule=\"evenodd\" d=\"M125 3L127 4V0H125ZM11 7H13V4L9 3L8 7L4 9V12L6 14H10L8 10ZM259 9H260L261 16L264 17V0H260ZM70 10L72 11L73 16L76 17L77 21H79L80 18L77 15L76 10L75 9H70ZM35 14H36L35 13V5H33V16L34 17H35ZM129 15H132L131 6H129ZM46 19H47V17L45 16V20ZM11 21H12V23L14 25L15 21H16V17L14 15H11ZM32 22L35 23L36 22L35 19H33ZM84 30L87 31L86 28ZM44 32H45V29L42 28L41 32H40L41 39L44 38ZM14 34L15 33L13 31V35ZM4 35L6 37L8 36V31L7 30L5 31ZM209 35H212V33H209ZM160 47L163 48L164 45L161 44ZM28 54H29V56L32 55L31 47H29V49H28ZM61 59H63V57H61ZM100 66H101V62L99 60L90 62L87 65V67L92 68V69H97ZM36 67L39 68L40 77L43 80V86L45 88L50 83H52L53 81H55L57 79L56 76H52L50 79L49 78H45L44 68L39 67V65H36ZM238 94H239V92H237V95ZM11 96L19 97L20 93L18 91H11ZM148 99H151V97H148ZM37 107H38V105H37ZM116 107H117V109H119V105H116ZM209 111H212V110H209ZM28 115H29V111L27 109H25L24 116L21 119H25L26 120ZM2 122L3 121H0V123H2ZM97 122H101V121H97ZM193 122L194 123L196 122V117H195L194 114H193ZM134 135H135V129H133V132L130 134V136H134ZM133 146L134 147H139V144H134ZM149 154H150V156H149L150 162L154 161L156 156H157L155 150L154 149H149ZM165 155L167 156V149H165ZM196 160L199 161V162L206 163L205 161L202 160L201 156L198 153L196 154ZM175 162L176 163H180V158L177 157ZM237 162H234V163H237ZM169 163H171V161H169ZM210 167L216 168V165L212 164V165H210ZM108 175L111 177V179L114 182L124 181L126 179L125 175H123V174H117V175L113 176L112 172H109ZM245 175H247V173H245ZM261 175H264V172H261ZM130 178L132 180L139 181L141 184H154L155 183V174L153 172L147 171V170H142L140 172L133 171ZM237 179H239V177H237ZM99 186L101 188L105 187V182L103 180H101L99 182ZM41 187H42V185H41ZM229 187H231V185H229ZM67 191H68L69 195H71L72 189L68 188ZM127 191L129 192L130 195H133V198H135V193L139 191V186L138 185H131V186H129L127 188ZM217 191H220V189H217ZM38 195H39V189H37L36 194H34L32 196V199L36 200ZM74 199H79V205H78V209L77 210L79 212V215H80L81 219H83L85 216H87L89 219L95 220V222H96V224L98 225L99 228H107L109 226L106 222L98 219L97 216L94 214V209L91 207L93 202L89 198L80 197V198H74ZM168 204H169V201L162 200L159 204H155V205H151V206L156 208V209H159L160 211H168ZM208 204L209 205H213V201L211 199L208 200ZM64 206H65L64 228L68 229V228L72 227L73 210H72V206L69 204V201H68L67 197L64 198ZM109 207H111V205ZM35 209H36V211H39V204L38 203L35 205ZM218 212H219V208H216V211L213 213V215H216V213H218ZM183 214L185 216H192L193 218H195V214L191 210L185 209ZM201 219H203V217H201ZM217 223H219V220H217ZM204 225H205V227H207V221L206 220L204 221ZM249 234L250 235L252 234L250 230H249ZM30 238L31 237H29V239ZM260 239L264 240V236H261ZM80 240H81V246H83V245H91V247L94 249L96 247L97 241L99 240V236L93 237L88 232V230L81 228V230H80ZM216 243H217V245H219V238H217V242ZM146 248H147V239L145 241V249ZM178 251H179V244L177 243V252ZM254 254H255V250L253 249V251L251 253H249L248 255H245L244 258H243V264H248L250 256L254 255ZM75 255L77 257H79L80 253L76 252ZM192 255L195 256V248L194 247L192 249ZM175 258H176V254L173 253V260H175ZM92 264H95V261H93ZM189 264H191V262H189Z\"/></svg>", "mask_w": 264, "mask_h": 264}, {"label": "water", "instance_id": "95a60500", "mask_svg": "<svg viewBox=\"0 0 264 264\" xmlns=\"http://www.w3.org/2000/svg\"><path fill=\"white\" fill-rule=\"evenodd\" d=\"M96 60H98V59H93L90 62H93V61H96ZM99 61L101 62V66H102L104 62L102 60H99ZM90 62L85 63V67H87V65ZM101 66L99 68H97V69H100ZM87 68H89V67H87ZM89 69H91V70H97V69H92V68H89ZM11 91H16V90H13L12 89L9 92L11 93ZM18 92L20 93V96H21L22 95V92L21 91H18ZM239 103H240V100L239 99H236L235 101L232 102L231 107H235ZM113 107H116V105H114ZM202 109L204 111V114H206V115H211V114L214 113V109L212 107H203ZM209 110H212V111H209ZM137 172H140V171H137ZM119 174H122V173H119ZM115 175H117V174H114L113 176H115ZM123 175H125V177H126V179L124 181L128 180V181H132V182L141 184L139 181H135V180H132L130 178L132 174H127L126 173V174H123ZM141 185H147L148 186V185H152V184H141ZM87 198H89L93 202L92 205H91V207L94 209V214H95V211L96 210L105 209L107 207L105 201H102V200L97 199V198H94V197H87ZM73 202H74L73 203V214H74L73 215V226H74V228H73V236H74L76 245L80 249H85V248H88V246H91V245H83V246H81L80 230H81V228H83V219H81V217L79 215V212L77 210L78 209V205H79V199H75ZM85 217H87V216H85ZM97 218L100 219V220H102V221H104V222H106L109 226L107 228H99L98 225L96 224L95 220L90 219L92 221V223H93V227H92L93 231H95V232L96 231H99V232H101V231H104V232L111 231V232H113V231H116L117 230V223L114 222L113 220L103 219L102 217H99V216H97Z\"/></svg>", "mask_w": 264, "mask_h": 264}, {"label": "crops", "instance_id": "0c3cea01", "mask_svg": "<svg viewBox=\"0 0 264 264\" xmlns=\"http://www.w3.org/2000/svg\"><path fill=\"white\" fill-rule=\"evenodd\" d=\"M226 125H229V124H226ZM142 193V192H141ZM149 193H151V192H149ZM161 195V194H160ZM85 196H87V195H85ZM160 201H161V196H160ZM114 202V201H113ZM116 202H118V201H116ZM120 203V202H119ZM88 247H90V246H88ZM79 248V247H78ZM80 249V248H79ZM87 249V248H86ZM81 250V249H80ZM85 250V249H84ZM85 257V256H84ZM86 262V261H85Z\"/></svg>", "mask_w": 264, "mask_h": 264}, {"label": "flooded vegetation", "instance_id": "af4514ba", "mask_svg": "<svg viewBox=\"0 0 264 264\" xmlns=\"http://www.w3.org/2000/svg\"><path fill=\"white\" fill-rule=\"evenodd\" d=\"M205 107H206V106H205ZM208 107H212V106H208ZM201 111H202V113H204L203 109H201ZM144 133H145V131H144Z\"/></svg>", "mask_w": 264, "mask_h": 264}]
</instances>
